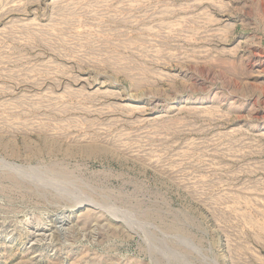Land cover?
<instances>
[{"label": "rangeland", "instance_id": "obj_1", "mask_svg": "<svg viewBox=\"0 0 264 264\" xmlns=\"http://www.w3.org/2000/svg\"><path fill=\"white\" fill-rule=\"evenodd\" d=\"M0 264H264V0H0Z\"/></svg>", "mask_w": 264, "mask_h": 264}, {"label": "bare ground", "instance_id": "obj_2", "mask_svg": "<svg viewBox=\"0 0 264 264\" xmlns=\"http://www.w3.org/2000/svg\"><path fill=\"white\" fill-rule=\"evenodd\" d=\"M1 160H2V158H1ZM6 162V161H5ZM12 166V165H11ZM9 168V167H8ZM16 170V169H15ZM19 170V169H18Z\"/></svg>", "mask_w": 264, "mask_h": 264}]
</instances>
